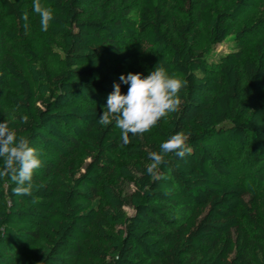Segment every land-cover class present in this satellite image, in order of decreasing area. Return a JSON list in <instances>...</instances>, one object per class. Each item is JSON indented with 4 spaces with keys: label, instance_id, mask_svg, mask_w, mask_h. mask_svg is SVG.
Returning <instances> with one entry per match:
<instances>
[{
    "label": "trees",
    "instance_id": "obj_1",
    "mask_svg": "<svg viewBox=\"0 0 264 264\" xmlns=\"http://www.w3.org/2000/svg\"><path fill=\"white\" fill-rule=\"evenodd\" d=\"M177 1L170 15L175 0H40L44 31L33 0H0V121L41 159L29 195L0 177V264H264L251 206L264 193V36L243 21L255 1ZM158 62L183 82L179 104L125 144L98 122L107 95ZM177 133L190 151L148 175Z\"/></svg>",
    "mask_w": 264,
    "mask_h": 264
},
{
    "label": "clouds",
    "instance_id": "obj_2",
    "mask_svg": "<svg viewBox=\"0 0 264 264\" xmlns=\"http://www.w3.org/2000/svg\"><path fill=\"white\" fill-rule=\"evenodd\" d=\"M32 10L39 16L41 30L47 31L53 19L52 10L42 7L40 0H33ZM121 84L127 85L126 92L121 91ZM182 87L183 82L171 75L161 62L146 75L142 72L122 73L107 95L98 122L108 125L114 121L120 129L121 139L127 144L129 134L136 136L148 131L160 118L176 110ZM159 147V152L149 153L151 162L145 168L148 175L154 174L166 154L175 152L182 157L190 151L185 137L179 133L170 135ZM40 165V155L29 139L17 135L9 121H0V177L10 178L15 184V194H30L33 172Z\"/></svg>",
    "mask_w": 264,
    "mask_h": 264
},
{
    "label": "rangeland",
    "instance_id": "obj_3",
    "mask_svg": "<svg viewBox=\"0 0 264 264\" xmlns=\"http://www.w3.org/2000/svg\"><path fill=\"white\" fill-rule=\"evenodd\" d=\"M254 1H255V5H254L253 9L245 14V17H244L243 21L244 22L248 21L247 19L249 17H251V16H252V18H254L255 21L261 20L260 26H259L258 31L256 33L257 34L259 33L260 35L264 36V0H254ZM175 2H177V4H174L175 7L172 8L170 15L172 13H175L176 11H182V10L179 9L178 1L175 0ZM185 8L188 11L191 10V6H189V7L185 6ZM256 33H253V36ZM248 44H249L248 42L245 43V45H247V47L250 46V44L249 45ZM215 49H216L215 53L212 54V57H214L215 54L218 53V52L226 51L227 44L223 43L221 45H217ZM128 188L132 189V184L131 183L128 184ZM252 189H253V187L251 188V190ZM259 196H260V194H259ZM251 206L257 212L259 220L262 221L263 218H264V193H261V197L257 198L256 202L252 203ZM124 210H125L126 214H128V215L132 214V212H133L132 208L128 207V206L124 207Z\"/></svg>",
    "mask_w": 264,
    "mask_h": 264
}]
</instances>
